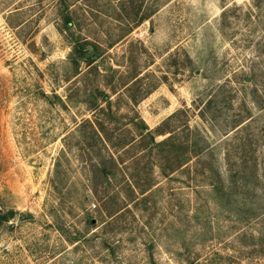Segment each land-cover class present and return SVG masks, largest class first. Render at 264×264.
Masks as SVG:
<instances>
[{
    "label": "rangeland",
    "instance_id": "rangeland-1",
    "mask_svg": "<svg viewBox=\"0 0 264 264\" xmlns=\"http://www.w3.org/2000/svg\"><path fill=\"white\" fill-rule=\"evenodd\" d=\"M73 43L108 78L72 79ZM94 87L119 91L113 143L135 140L108 180L78 129L101 118ZM135 115L173 141L144 150ZM193 136L205 149L165 177ZM0 212V264H264V0H0Z\"/></svg>",
    "mask_w": 264,
    "mask_h": 264
},
{
    "label": "trees",
    "instance_id": "trees-1",
    "mask_svg": "<svg viewBox=\"0 0 264 264\" xmlns=\"http://www.w3.org/2000/svg\"><path fill=\"white\" fill-rule=\"evenodd\" d=\"M148 19L149 17L143 16L137 21L136 24L139 25ZM70 20L71 19L68 14H66L65 17L63 18V21H64L63 26L67 30H69V27L72 25ZM70 45L72 46L71 47L72 50L68 55L67 61L69 65L71 66L69 67V70L71 71L70 73H71L72 79L80 75V71H79L80 62H83L86 65L87 70L84 72L85 76L87 75V77H92L94 80L99 78V80H97L96 82L100 81V78L106 77L104 76L99 65L97 64V60L101 57L102 53H100L101 51H99L100 49H98V46L96 44L73 43ZM110 70H111L110 72L113 74L112 77L118 76L119 74L118 71H116L115 69H110ZM140 75H141V72H138L137 74L130 76V80L126 84H124L121 89L125 92V96L127 95L129 101L135 104L138 102V100L135 98L134 95H130V91H132V89L136 85H138L140 82H142L141 77H139ZM106 78H108V76ZM109 78L111 79V77ZM94 90H95L96 96L94 98H93V95L90 97H87L88 99H85L83 102L89 108V111L93 113V115L100 114L101 118L97 119V117H95L94 119L95 121L86 120L81 125L78 126V129L88 127V129L90 130L94 138L98 140L99 143H101V146L106 152L107 156L103 155V156L97 157L94 167H96L101 173H103L105 175V179L108 180V175H110L111 171L105 170L106 161L111 164L112 168L115 171H118L119 166L123 164L121 157L118 155V150H122L127 146H131L135 142V140L124 141L120 145H116L115 143H113V136L109 134L106 124L112 123V119H115V114L112 111L113 102L111 98L115 95L119 96L120 95L118 94L119 91L112 92V94L110 95V94H107L101 91V88L99 90L98 87H94ZM147 93L148 91H145L143 95L146 96ZM54 98L58 100L60 105L64 106L66 104V101L63 102L61 99H59L55 95H54ZM90 98H92V100ZM68 102H70V99H67V103ZM246 118L247 117H245V119L243 120L242 119L238 120L234 124L233 129H237L242 124H244L246 122ZM131 122H132V125L137 130V139L140 144H143L144 150L146 148L162 149L166 147L168 144H170V142H172L174 139V137L170 135L173 132L171 131L166 132L164 131V129L160 127L157 128L154 132L149 131L148 127L137 115H135V117L133 116ZM185 128L189 134H192L193 132H197L195 130L194 131L190 130L188 126ZM167 134H169L170 136L163 139L162 141L158 143L156 142V137H165ZM195 136H193V139L189 141H188V138L186 139L184 153H182V156L184 158L182 159L183 161H181L180 163L172 167H168V165L166 164L165 168H168V172L162 169V174L165 177L173 174L177 170L188 165V163L191 161L190 158H198L200 152L205 149V147L199 148V145L197 141L195 140L196 138ZM111 150H113V153H110ZM125 185L128 186L130 190L134 192L137 191L141 196H143L148 191H150L153 186L151 185V183H148L146 186L145 185L143 186L137 183L136 181H133L131 183L133 188L128 183H125ZM6 222H7V215L0 212V225ZM89 224H90V221H89Z\"/></svg>",
    "mask_w": 264,
    "mask_h": 264
}]
</instances>
